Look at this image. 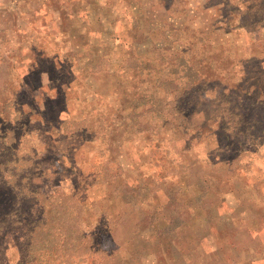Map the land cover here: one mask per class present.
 <instances>
[{
	"label": "rangeland",
	"instance_id": "rangeland-1",
	"mask_svg": "<svg viewBox=\"0 0 264 264\" xmlns=\"http://www.w3.org/2000/svg\"><path fill=\"white\" fill-rule=\"evenodd\" d=\"M0 264H264V0H0Z\"/></svg>",
	"mask_w": 264,
	"mask_h": 264
}]
</instances>
